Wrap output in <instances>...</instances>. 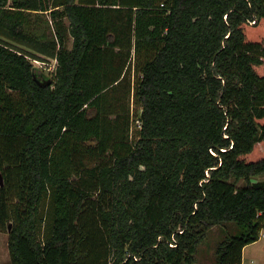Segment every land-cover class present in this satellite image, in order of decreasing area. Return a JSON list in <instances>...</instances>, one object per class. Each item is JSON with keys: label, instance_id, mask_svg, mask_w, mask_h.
<instances>
[{"label": "trees", "instance_id": "obj_1", "mask_svg": "<svg viewBox=\"0 0 264 264\" xmlns=\"http://www.w3.org/2000/svg\"><path fill=\"white\" fill-rule=\"evenodd\" d=\"M0 175L9 264H196L219 226L213 264H241L264 229V0H0Z\"/></svg>", "mask_w": 264, "mask_h": 264}, {"label": "rangeland", "instance_id": "obj_2", "mask_svg": "<svg viewBox=\"0 0 264 264\" xmlns=\"http://www.w3.org/2000/svg\"><path fill=\"white\" fill-rule=\"evenodd\" d=\"M72 41L69 40L67 46L70 48ZM19 48V47H18ZM21 50H24L21 48ZM132 68L134 63L131 64ZM34 66L40 69L45 75L52 76L56 69V61L45 60L44 62L36 61ZM131 101L129 102V110L131 109ZM137 106V105H136ZM264 177L260 176L253 181L263 180ZM242 184V183H240ZM224 232L222 227H214L210 229L204 239L201 241L198 247V254L196 256V264H213L215 259V247L219 241L223 239ZM8 234L6 232H0V264H9L8 256ZM244 258L247 259L245 264H248L251 258V264H264V238L253 244H250L245 253Z\"/></svg>", "mask_w": 264, "mask_h": 264}, {"label": "built area", "instance_id": "obj_3", "mask_svg": "<svg viewBox=\"0 0 264 264\" xmlns=\"http://www.w3.org/2000/svg\"><path fill=\"white\" fill-rule=\"evenodd\" d=\"M131 109H130V125H129V138L130 141L134 144L139 140V134L142 130V121H141V108L134 105L133 100H131ZM264 237V235L262 236Z\"/></svg>", "mask_w": 264, "mask_h": 264}, {"label": "crops", "instance_id": "obj_4", "mask_svg": "<svg viewBox=\"0 0 264 264\" xmlns=\"http://www.w3.org/2000/svg\"><path fill=\"white\" fill-rule=\"evenodd\" d=\"M30 13H32V14H40V12H30ZM263 235H264V229L261 230L260 235H259V238H264V237H262ZM248 246H246L242 250L241 264H245V262L247 260V259L244 258V253H245V251H246V249H247ZM248 264H251V258L249 259Z\"/></svg>", "mask_w": 264, "mask_h": 264}, {"label": "water", "instance_id": "obj_5", "mask_svg": "<svg viewBox=\"0 0 264 264\" xmlns=\"http://www.w3.org/2000/svg\"><path fill=\"white\" fill-rule=\"evenodd\" d=\"M0 186L2 187L3 186V182H2V177H1V175H0ZM10 229H11V224L9 223L8 224V232L10 231Z\"/></svg>", "mask_w": 264, "mask_h": 264}]
</instances>
